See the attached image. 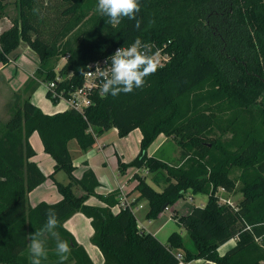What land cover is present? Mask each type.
<instances>
[{
    "label": "trees",
    "instance_id": "trees-1",
    "mask_svg": "<svg viewBox=\"0 0 264 264\" xmlns=\"http://www.w3.org/2000/svg\"><path fill=\"white\" fill-rule=\"evenodd\" d=\"M7 1L0 0V17ZM58 1L66 5L61 12L65 21L44 35L46 21L40 15L39 0H15L17 17L0 33V66L26 43L39 60L35 78L54 81L67 97L81 87L91 63L111 56L137 37L150 46L166 44L170 59L131 93L102 97L99 91L92 92L90 105L82 112L66 109L45 114L28 97L15 103L9 119L0 124V264H30L29 236L46 223L48 209L56 214L59 236L67 235L73 264H91L62 228L75 212L91 218V240L104 264H178L177 252L186 263L203 259L213 264H262L264 0H140L139 29L127 18L119 25L108 23L95 10L96 0ZM89 12L92 15L87 17ZM85 24L90 26L78 39L76 31ZM58 58H65V63L56 73ZM56 75L60 80L56 81ZM46 97L57 103L48 91ZM113 128L120 137L136 129L141 133L137 156L129 163L118 161L120 172L130 167L149 173L166 171V185L160 192L134 175L138 197L132 205L147 201L146 219H156L188 191L207 195L204 207L173 216L187 239L173 232L163 244L137 227L130 209L109 210L117 203V194H96L99 183L91 169L79 179L74 177L68 142L75 140L80 150L87 151L98 136ZM34 132L54 160L50 178L64 171L69 183H55L62 196L59 202H40L30 208L27 195L45 180L31 161L35 151L29 138ZM159 135L173 138L188 154L186 165L172 167L148 156ZM236 169L240 171L237 179L232 176ZM238 182L239 203H221L217 189L230 194ZM74 185L83 191L82 196L74 194ZM90 196L107 207L86 205ZM235 237V246L221 256L218 248Z\"/></svg>",
    "mask_w": 264,
    "mask_h": 264
},
{
    "label": "crops",
    "instance_id": "crops-1",
    "mask_svg": "<svg viewBox=\"0 0 264 264\" xmlns=\"http://www.w3.org/2000/svg\"><path fill=\"white\" fill-rule=\"evenodd\" d=\"M8 2H10V0L7 1V5H8ZM3 19H5L7 21V16L4 15ZM10 26H11V24H8V23L5 24L3 22V20L0 19V33L3 32L4 30H7ZM64 63H65V59H64ZM38 64H39V60H38L37 55L29 48V46L26 43H21L19 45V47L9 55V62L5 65L0 66V98L2 96H4V98H5L4 100H1L2 105H4V107H3L4 109L2 108L0 110V124L5 123L9 119L10 113H11L13 107L15 106V103L16 102H22L27 97L30 99V101L34 105H36L45 114H54V113L62 112L64 110H66L65 105H63V103L57 104L56 107L58 106V109L53 110V111L52 110H48V111L42 110L40 105L37 104V102L35 100V94L37 93L38 90H43V92L45 93V96H46V86L44 85V82H42L39 79H36L34 76V73L38 67ZM57 71L58 70H56V72ZM30 79H32L31 82H30ZM11 81H14L13 85L10 84ZM15 93L20 94L18 101H16V102H14V99H12L15 97ZM46 109H47V107H46ZM110 130H112L115 134L118 135L117 130L115 128L110 129ZM131 133L136 134L135 139L137 140V142L139 144L140 139H141L140 131L138 129H136V130H133L132 132H130V134ZM99 137L100 136H98V138H96V143L94 144V146L91 149L87 150L86 155L88 153L92 152V149L96 145H97V148L99 151L102 152L104 150V148H105L104 141L103 140L98 141ZM168 140H171V139L165 137L164 135H159L158 138L148 148V150H147L148 156H155L156 158L162 160L161 150L164 148V145L167 143ZM73 141H75V140L69 141L68 146ZM29 143L35 151V156L31 159V161H33L38 166V168L41 170V172L44 174L45 180L40 186L35 188L33 191H31L27 195V205L30 208H34L40 202H45L47 204H55L62 199V196L58 193L56 185H55L56 182L60 183L57 180L56 176L61 171L56 172L53 175V177L50 178V175L53 173L54 160L52 159V157L50 155L46 154L43 151L42 144H41L39 136L36 132H34L31 135V137L29 138ZM115 148L116 147H114V145H113V154L116 156L115 157L116 158L115 163L117 165L116 168L119 169L118 164H117L118 161H121L122 163H127L129 161L126 162L124 160L122 152H120L117 148L116 149ZM68 150H69V148H68ZM178 150H179V147L177 145H175V147L172 148V150H171V154H172L171 156L173 157V155H175L177 152H179ZM121 151H123V150H121ZM69 153H70V151H69ZM158 154H160L161 156H158ZM163 154H165V153H163ZM70 155H71V153H70ZM109 155L112 156L110 153H109ZM82 157H84V156L81 155V159L77 163H75L74 160L72 159L73 165L75 166V171L73 172L74 177L79 179L85 170L91 169L94 172L96 179L99 183V186L95 189L96 194L103 195V196H107L110 193H116L117 194V196H116L117 203L114 206H111L109 208V210L111 212H114L117 209V206L119 205L120 195H121L120 194L121 191L119 190V188L121 186H123V188L125 187L126 194L131 192L130 194L132 196V199H129L130 201L133 202L138 197V193L134 190V187L136 185V180H134V175H136V173H137L140 176V174L136 168H129V171H131L130 178L132 181H135V184L133 185L132 189L128 188V190H127L126 189V187H127L126 183L120 184L119 174L117 172V174L114 177L116 179L117 185L114 186L113 188H110L109 186H107L106 190L104 192H101L100 191L101 182H100V178L98 177V174L90 166L89 159L88 158H82ZM106 157L109 160H114L113 157H111V158L109 156H106ZM71 158H72V156H71ZM84 163H86L87 165H85ZM141 177L146 179V177L143 175H141ZM68 183H69V179H68L66 184H68ZM154 183H156V185H158V186L160 185V183H158V182H154ZM160 187H161L160 188L161 190H156V191H158V192L162 191L165 186L162 187V185H161ZM72 189H73L74 194L77 196H82L84 194L83 191L76 185H74ZM188 192H191V191H188ZM183 198H184V196H183ZM190 198H192V197H190ZM241 199H242V196H241L240 200ZM179 201H177L173 206L169 207L171 210V216L168 215L169 216L168 221H171L176 225H177V222H176V219H174V217H173L174 215H177V216L186 215V214L190 213V211L194 207H204L206 202H207L206 201L205 203H201V204H199V206H194L190 210H181L182 211L181 212L178 210L179 209V207H178ZM85 204L89 205V206H93V207H104V208L107 207V205L104 202L100 201L95 196L88 197ZM139 205H141V208H138L137 212H135V213L132 212L133 215L135 216L137 227L139 228V226H141V228H139V229H143L145 232L153 234L159 240L158 234H159L161 228L167 222V220H165V223L159 227H154V226L150 227L149 224L151 222H153L154 220H159L163 216V214H165V212H164L165 210L162 213H160L156 219L148 220L145 217L147 210H148L147 201L141 200L135 206H139ZM144 222L146 225H144ZM147 225L151 229L147 228ZM62 228L68 235H70L74 239L76 244L84 250V252L88 256L91 264H104V257L102 255V253L92 243V240H91L93 233H94V230H93L92 225H91V218H88L87 216H85L81 212H75L74 214H72L69 218H67L63 222ZM168 237L169 236H166V238H165L166 241H167ZM60 238L68 241L67 235L63 236L61 234ZM43 239L46 241V247L48 249V255H47V258L42 261V264H59L58 257L56 255V250H55L56 240L54 238H52L49 234L45 235V237ZM159 241L162 242L161 240H159ZM236 241H237V237L232 238L231 240H229L228 242H226L225 244H223L222 246H220L218 248V253L222 256L224 253H226V251H228L229 249H231L235 246ZM71 253L72 252L70 251L69 259L64 264L75 263V260L72 261L70 259L71 258L70 256L72 255ZM27 256H28V261L31 264L28 250H27ZM197 261H200V260H196V261L194 260L191 262H192V264H194V262H197ZM205 263L206 264H213L212 262H209V261H205ZM188 264H190V262Z\"/></svg>",
    "mask_w": 264,
    "mask_h": 264
},
{
    "label": "rangeland",
    "instance_id": "rangeland-1",
    "mask_svg": "<svg viewBox=\"0 0 264 264\" xmlns=\"http://www.w3.org/2000/svg\"><path fill=\"white\" fill-rule=\"evenodd\" d=\"M14 1L15 0H10V2H8V5L5 8V10L2 14V17H0V19H2L5 24L6 23L11 24V20L17 17V11H16V8L14 5ZM39 2L41 5V10H42L40 15H41V17H44L45 21H46V25L44 24L42 29H43L44 35H47V33L50 31L54 32V31L58 30L60 23H63L65 21V18H63L61 15V12L64 9V6H66V5H63L62 2H60L58 0H39ZM4 15L7 16V21L5 19H3ZM90 15H92L91 12L88 13L87 17H89ZM89 26H90L89 24H85V25L81 26L80 29H78L76 31V34L78 35V39H80L84 35L86 30L89 28ZM64 59L65 58H58V60L56 62V70H59L61 68V66L64 63ZM34 75H35V73H34ZM58 80H60V79H59L58 75H56V81H58ZM10 84L13 85L14 81H11ZM44 85H46V83H44ZM19 96H20L19 93H15V97L12 98V99H14V102L18 101ZM4 99H5L4 96H2L0 98V110L4 107V105H2V103H1V100H4ZM35 100H36L37 104L40 105L42 110H45V111L52 110L53 111V110L58 109V106L56 107L57 103L54 104L50 99H48L45 96V93L43 92V90L37 91V93L35 94ZM44 105L47 107V109ZM218 133L219 132L217 130H215L213 134L217 135ZM128 135L125 137H120L117 134H115L112 130L104 131V133L102 135H100V137H99L100 140L98 139V141H102V140L104 141V145H105L104 150L102 152L99 151L97 148V145H96L92 149V152L88 153L87 155H86L87 151L80 150V148L78 147V145L76 144L75 141H73L68 146L69 151H70L71 156H72V159L74 160L75 163L79 162V160L81 159V155L84 156L82 158H88L89 159L90 166L95 170V172L98 174V177L100 178V182H101L100 191L101 192H104L106 190L107 186H109L110 188H113L114 186L117 185L116 179L114 178L115 175L117 174V172L119 174L120 184L126 183L127 184V187H126L127 190H128V188L132 189L133 185L135 184V181H132L130 178L131 171H129V168H127L123 173L120 172V170L116 168L117 167V165L115 163V160H116L115 157L116 156L113 154V145H114V147H116L120 152H122L124 160L126 162L132 161L137 156V154L139 152V144H138L137 140L135 139L136 134L135 133H131V134L129 133ZM170 139L171 140H168L167 143L164 145V148L161 150V153H162V157H161L162 160L161 161H163L164 163H166L172 167H181V166L186 165L188 154L175 143L173 138H170ZM175 145H177L179 147V150H178L179 152H177L172 157L171 156L172 155L171 150H172V148L175 147ZM121 150H123V151H121ZM109 153L112 156H110ZM163 153H165V154H163ZM106 156H109L110 158L113 157L114 160H109ZM158 156H161V155L158 154ZM129 162H127V163H129ZM117 164H118V162H117ZM137 171L139 172L140 176L143 175L146 177V179H145L146 182L150 186H152L155 190H161L160 186L162 185V187H163L166 185L165 178H166L167 174H166L165 170H161V171H158L155 173H149L146 169H137ZM239 174H240V171L236 169L233 172L232 176L237 179L239 177ZM56 178L60 183H62L64 185L68 181V176L64 171H61L60 173H58ZM153 181L160 183V185L159 186L156 185V183H154ZM121 187H122L121 191L124 192L127 199L128 200L132 199V196L130 194L131 192L126 194L125 187L124 188H123V186H121ZM240 188H241V184L238 182L236 185V189L234 190L233 193L228 194L225 191H223L222 189H217L216 194L219 196L221 203H229L230 205L235 206L239 202V200L242 196ZM190 197H192L193 199ZM207 199H208V197L206 194H201V193L192 194L191 192H188L187 194L184 195V198L180 199L179 204H178V207H179L178 210L179 211L190 210L194 206H199V204L205 203L207 201ZM164 212H165V214H163V216L159 220H154L153 222H151L149 224L150 227L151 226L159 227L165 223V220H167V222L161 228V230L158 234L159 240H161L162 243L165 244L167 242L165 240L166 236H169L173 232H178L179 234L182 235V237L187 239V234H186V231L184 229L177 226L173 222L168 221V217H169L168 215L171 216L170 208H168V210H165ZM144 225H146L145 222H144ZM147 228H149L148 225H147ZM149 229H151V228H149ZM198 260H200V261L194 262V264H206L205 260H203V259H198ZM190 264H192V262H190ZM262 264H264V262Z\"/></svg>",
    "mask_w": 264,
    "mask_h": 264
},
{
    "label": "clouds",
    "instance_id": "clouds-1",
    "mask_svg": "<svg viewBox=\"0 0 264 264\" xmlns=\"http://www.w3.org/2000/svg\"><path fill=\"white\" fill-rule=\"evenodd\" d=\"M95 10L108 18V23L119 25L122 19L135 21L134 27L140 28L137 14L141 10L140 0H96ZM151 46L137 37L127 47H119L105 59V67L97 62L92 72L100 78L99 95L116 97L121 93H131L146 83V77L155 72L158 62ZM57 217L53 209H48L46 223L29 236L28 252L31 264H42L47 258L48 249L43 239L44 233L56 240L55 250L59 264L69 259L70 246L67 240L60 238L57 229Z\"/></svg>",
    "mask_w": 264,
    "mask_h": 264
},
{
    "label": "built area",
    "instance_id": "built-area-1",
    "mask_svg": "<svg viewBox=\"0 0 264 264\" xmlns=\"http://www.w3.org/2000/svg\"><path fill=\"white\" fill-rule=\"evenodd\" d=\"M151 47L153 48L151 51L156 54L155 58L158 62L157 68L164 66L170 59L169 53L164 50L166 44H164L162 47H158L153 44ZM118 48L119 47H117L113 51V53ZM105 59L106 58L91 63L89 70L83 77V83L81 87L75 89L72 92H69L67 97L64 96L63 91L57 90V83H55L54 81L46 83V91L50 93L51 98L57 99V104L63 103L66 109H75L82 112L86 107L90 105V96L92 92L99 91L100 78L97 75H94L92 72L95 70L97 62L99 63L101 68L105 67ZM119 190L121 191L122 187H120ZM120 194V202L117 208L120 207L121 209H130L133 213L137 212L138 208H141V205H132V201L127 199L123 191H121ZM165 210H168V208H166ZM139 228H141V226H139ZM246 230H250V227L246 226ZM175 257L178 261V264H188L183 260V255L180 252L175 253Z\"/></svg>",
    "mask_w": 264,
    "mask_h": 264
}]
</instances>
